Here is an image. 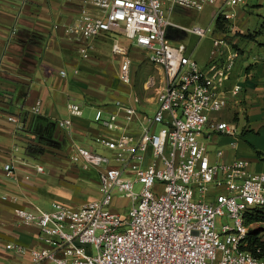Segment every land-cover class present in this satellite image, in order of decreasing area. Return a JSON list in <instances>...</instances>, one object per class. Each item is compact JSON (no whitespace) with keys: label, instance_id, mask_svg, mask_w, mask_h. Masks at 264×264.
Listing matches in <instances>:
<instances>
[{"label":"built area","instance_id":"2783aa9c","mask_svg":"<svg viewBox=\"0 0 264 264\" xmlns=\"http://www.w3.org/2000/svg\"><path fill=\"white\" fill-rule=\"evenodd\" d=\"M82 1L98 12L83 9L67 31L85 39L122 31L132 45L147 50L148 59L164 71L156 107L144 115L139 133L131 126L139 121L136 106L118 100L115 112L96 108L94 120L119 132L95 137L114 155L73 144L70 159L99 168L101 195L77 206L54 201L50 208L17 207L22 223L39 228L42 245L7 247L28 252L31 264H264L249 248L246 223L247 213L264 208V173L250 172V162L242 158L213 162L200 139L206 132L239 133L235 121L215 115L227 106L229 93L241 90L239 84L226 87L236 52L203 67L187 53L185 43H174L167 33L172 25L206 36L209 28L180 24L171 14L178 6L202 10L216 0ZM244 1L227 0L232 5ZM222 16L233 14L219 10L217 17ZM213 44L216 54L227 39L214 38ZM112 51L125 57L120 78L130 83L129 47L115 40ZM69 109L72 115L83 114L78 102H70ZM40 110L39 102L34 112ZM73 123L72 117L59 121L68 131ZM4 170L14 176V160ZM119 198L130 202L127 215L114 209Z\"/></svg>","mask_w":264,"mask_h":264},{"label":"crops","instance_id":"0c3cea01","mask_svg":"<svg viewBox=\"0 0 264 264\" xmlns=\"http://www.w3.org/2000/svg\"><path fill=\"white\" fill-rule=\"evenodd\" d=\"M225 5H229L228 8ZM238 5L229 4L227 0L207 5L216 21L219 10L233 14L222 16L223 27L215 24L209 38L193 34L198 39L186 44L183 38L190 32L180 27L181 32L170 28L169 37L174 43H185L187 53L203 67L218 59L223 61L236 52L226 87L231 89L239 84L241 90L237 95L229 93L225 108L227 116L232 112L240 123L241 127L236 121L239 133L206 132L200 139L207 145L213 162L242 158L250 162V172L264 173V13H259L253 20L254 25L249 27L238 16L235 9ZM83 9L98 12L82 0H0V264H31L28 252L9 248L8 243L25 247L42 245L39 228L22 223L15 213L17 207L50 208L54 201L77 206L101 195L97 166L75 164L85 169L88 176H95L94 180L89 179L87 186L85 183L75 185L76 193L85 187L93 188L82 198L71 192L73 187L59 181L63 173L58 172H65L58 163L61 151L67 152L71 161L73 144L114 155V150L97 142L95 137L119 132L94 120L96 108L103 107L106 113L115 112L118 100L136 106L140 117L131 126L139 133L144 115L152 113L147 109L156 105L157 89L164 79L163 68L148 59L147 50L132 45L122 31H103L91 39L69 33L67 28L81 18ZM191 11L200 10L178 6L171 18L175 20V14ZM214 38L227 39V44L219 47L216 54L212 53ZM115 40L129 47L132 77L134 69L141 67L138 73L146 90L143 87L135 90L129 85L128 90L120 89L118 79H121V62L125 57L112 51ZM150 83L155 84L154 92L147 89ZM139 96L151 102L144 104ZM39 102L41 110L36 113L34 107ZM70 102L80 103L83 114L72 115ZM9 116L17 120H10ZM67 117H72L74 122L71 131L59 125V121ZM12 160L16 164L14 176L4 170L5 164ZM39 165L44 167L42 171L37 169ZM80 174L79 169L76 175ZM82 176L86 174L83 172ZM5 195L8 198H4ZM114 209L117 210L116 205ZM248 225L249 230H255L264 240V221ZM262 258L264 260V255Z\"/></svg>","mask_w":264,"mask_h":264},{"label":"rangeland","instance_id":"374dc122","mask_svg":"<svg viewBox=\"0 0 264 264\" xmlns=\"http://www.w3.org/2000/svg\"><path fill=\"white\" fill-rule=\"evenodd\" d=\"M228 6L225 5V8H228ZM235 9H236V11L238 13V16L241 17V20H243L246 23L247 26L251 27L252 25H254L253 20L257 19V17L260 16L259 13L260 14L264 13V0H245L244 2L240 3ZM211 11L212 10L210 8H208L207 5H206L200 11H191V13H187V14H175L173 18L177 22H181L184 25H195L196 24V25L203 26L205 28H209V31L206 34V36L209 38V37H211L213 35V31L215 29V24H216V16H215V18H213ZM241 13H243V14L241 15ZM175 27L176 26H172L171 25V26H169L167 28L168 35H170V31H169L170 28H172L176 32L180 31V30H178V27H176V28ZM197 39H198V37L193 35L192 33H186V35L183 38V41L186 44H193ZM123 40L126 41L125 38ZM117 67H118V70H119V65ZM140 69H141V67H139V69H137L136 71L134 69V71H133L134 75H133L132 80H131L130 83H125L121 79L120 80L118 79V83H119L120 89L128 90L130 88L129 86H132L135 90L136 89L140 90L139 88H142V87L144 88L145 87V82H144V80L143 81L141 80V75L138 73V72H140ZM117 75H119L118 72H117ZM127 85H129V86H127ZM154 86H155V84H153V83L147 84V89H149L150 91L154 92V90H155ZM144 90H146V88H144ZM138 99L141 102H143L144 104L148 103L149 101L151 102V99L149 100V98H146V97L144 99V98L139 96ZM155 107H156V105H154L152 107H149L147 110L153 113ZM215 115H219V117L221 119H225V120H228V121H235V122L237 121L238 122V120L233 118L232 112H231L230 116L229 115L227 116V109L226 108H223L219 112H216ZM238 124L240 126L239 122H238ZM60 158H61V161L58 162V163H60V165L65 168V170H64L65 172L58 171L61 174L63 173L61 175V177L59 178V181L61 180L63 183L69 185L71 188L73 187L74 190H71V192H74V195L79 194V198H82L83 196L85 197L86 193L89 192L90 190L92 191L93 188L92 187H85L82 190L83 193L82 192L76 193L75 189H77V188H75V185H77L79 183H85L86 186H87L89 184L88 183L89 179L92 178L94 180L95 176H93V177L92 176H88V172L85 169H83L84 170L83 171L81 169V167H78L75 164L71 163V161L69 160V156H68L67 152L61 151ZM79 169L81 170V174L78 176V175H76V172ZM83 172L86 174V176H82ZM81 178L82 179L85 178L86 181L85 182L81 181L82 180ZM135 188H136V190L139 191L140 188H141L140 184H136ZM115 203H116V205H118L117 210H119L124 215L128 214V211L130 209V202L128 201V199L119 198V199H116Z\"/></svg>","mask_w":264,"mask_h":264},{"label":"trees","instance_id":"16d2710c","mask_svg":"<svg viewBox=\"0 0 264 264\" xmlns=\"http://www.w3.org/2000/svg\"><path fill=\"white\" fill-rule=\"evenodd\" d=\"M218 27H223L221 17H218L216 21ZM253 221H264V208H259L256 211L246 214V223L250 224ZM249 248L255 251L258 255H264V240H262L257 232L253 229L249 230Z\"/></svg>","mask_w":264,"mask_h":264}]
</instances>
